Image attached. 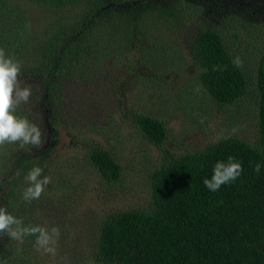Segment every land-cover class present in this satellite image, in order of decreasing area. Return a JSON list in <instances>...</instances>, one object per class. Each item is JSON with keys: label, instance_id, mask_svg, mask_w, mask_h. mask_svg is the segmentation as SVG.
<instances>
[{"label": "trees", "instance_id": "obj_1", "mask_svg": "<svg viewBox=\"0 0 264 264\" xmlns=\"http://www.w3.org/2000/svg\"><path fill=\"white\" fill-rule=\"evenodd\" d=\"M28 1L49 12L42 26L21 0H0L2 46L17 59L33 57L35 67L28 63L22 67L27 73L34 72L41 83L33 88L31 96L35 114L44 117L40 153L36 154V148L30 155L24 150L13 151V144L0 146V193L13 190L0 207L22 218L25 225H34L30 217L43 206H48L46 212L52 211V191L64 194L71 188L60 173L58 182L53 181L55 169L50 163L51 152L59 144L58 126L68 111L64 103L71 95L66 89L69 81L92 77L101 69L103 74L113 61L111 66H117V72L121 73V68L126 71L124 80L114 78L116 96L125 97L130 75L144 68L148 67L146 79L158 81L163 76L156 69L171 70L176 65V58L165 49V39L156 36L160 31L170 38L175 33L180 43L186 39V53L202 69L201 86L219 105L236 103L249 88L250 74L233 63L235 58L223 30L200 23L192 33L184 31L188 21L181 18L178 9L191 4L188 0ZM252 24L248 29L254 27ZM34 27L41 30L35 46V34L31 33ZM232 37L241 41L234 31ZM139 53V59L132 55ZM214 66L222 70L213 71ZM255 85L257 139L224 138L180 157L166 152L164 162L150 177L148 208L105 217L94 236L97 241L92 256L76 264H264V50L257 64ZM16 114L28 119L26 113ZM133 116L148 143L162 148L168 138L165 122L147 115L144 109ZM230 156L241 163V176L216 192L210 191L203 180L211 178L216 162L227 161ZM89 159L102 182L113 187L121 184L122 167L111 152L90 149ZM256 163L261 164L259 174L254 171ZM36 166L51 180L41 198L31 203L11 201L13 193L23 196L20 184L28 186L24 176ZM17 170L20 176H16ZM34 226L46 228L43 222ZM24 238L32 242L21 249L15 240L0 235V264H40L33 255L35 236Z\"/></svg>", "mask_w": 264, "mask_h": 264}, {"label": "rangeland", "instance_id": "obj_2", "mask_svg": "<svg viewBox=\"0 0 264 264\" xmlns=\"http://www.w3.org/2000/svg\"><path fill=\"white\" fill-rule=\"evenodd\" d=\"M188 1L191 4L178 9L181 18L188 21L184 31L188 35L200 23L223 30L232 56L235 60L239 58L241 66L250 74L248 90L236 103L219 105L203 90L199 80L202 69L194 63L190 53H186V39L180 43L175 33L170 38L168 33L160 31L156 32V36L165 39V49L176 58L173 63L176 65L171 70L156 69L163 76L158 81L146 79L148 67L144 68V71L130 75V86L125 87L129 91L125 97L116 96L114 87L117 81L114 83V78L124 80L126 71L121 68L119 73L117 66L112 68L114 61L103 74L101 69L92 77L69 81L66 89L68 93V89L71 90V95L68 100L65 98L64 103L68 111L63 124L58 126L59 144L51 152L50 163L55 169L53 181L58 182L60 173L71 188L64 194L52 191V211L46 212L48 206H43L34 217H30L34 225L43 222L49 230L53 226L60 230L55 245L56 255L46 254L34 247L33 255L37 263L76 264L87 261L95 250L97 239L94 236L105 217L132 208H148L150 177L164 162L166 152L180 157L205 149L224 138H239L248 142L257 139L255 77L264 50V27L261 25L264 0ZM21 4L31 11L39 25L45 24L49 17L47 10L28 0H21ZM251 23L254 27L248 29L247 25ZM37 27L31 28V33L35 34L33 46L38 44L35 37L41 33ZM232 31L240 34L241 41H233ZM2 37L5 39L4 34ZM2 44L0 39V48L4 49ZM174 48L179 53H175ZM5 53L20 63L23 72L21 87H31L34 95L33 88L37 89L41 83L34 72L27 73L22 67L26 63L35 67L34 58L24 56L17 59L11 56L9 49ZM132 55L135 58L141 56L140 53ZM138 75H142V79ZM31 102L30 97V102L21 104L16 111L20 116L26 113L28 120L41 128L44 117L41 119L35 114ZM143 109L147 115L166 124L168 138L162 148L149 144L134 122L133 114L143 113ZM41 147L35 151L32 145L21 148L16 143L12 150H24L25 154L33 155L34 151L39 154ZM90 149L109 151L120 163L123 177L118 187L102 182L90 162ZM26 187L20 184L23 191ZM12 191L8 188L7 192L0 193V203ZM11 196L10 200L15 203L23 201V196L18 197L16 193ZM16 242L22 245V249L32 239L24 238L23 242Z\"/></svg>", "mask_w": 264, "mask_h": 264}, {"label": "clouds", "instance_id": "obj_3", "mask_svg": "<svg viewBox=\"0 0 264 264\" xmlns=\"http://www.w3.org/2000/svg\"><path fill=\"white\" fill-rule=\"evenodd\" d=\"M239 67V58L233 61ZM214 66L213 71H220ZM21 65L19 62L6 55L5 50L0 48V146L5 144L19 143L23 148L32 145L39 149L42 144L41 129L28 119L17 116L16 110L21 104H28L32 96L29 86L21 87ZM254 171L259 174L261 164L256 163ZM243 172L240 162L233 157L227 161H218L214 165L210 179H204V185L212 192L218 191L221 186L231 184L237 180ZM16 176H20L17 170ZM28 184L23 192L25 203L39 200L50 184V177L43 175V169L39 166L30 169L24 176ZM7 235L11 240L23 242L26 236H35L37 250H43L46 254L56 255V242L60 236L58 227L47 229L41 226L25 225L22 218H17L9 213L5 207H0V235ZM3 264H7L4 261Z\"/></svg>", "mask_w": 264, "mask_h": 264}, {"label": "flooded vegetation", "instance_id": "obj_4", "mask_svg": "<svg viewBox=\"0 0 264 264\" xmlns=\"http://www.w3.org/2000/svg\"><path fill=\"white\" fill-rule=\"evenodd\" d=\"M234 1H236V0H234ZM238 1V0H237Z\"/></svg>", "mask_w": 264, "mask_h": 264}]
</instances>
